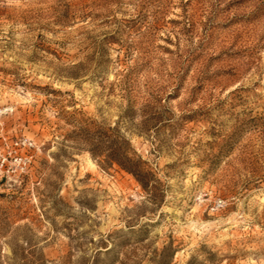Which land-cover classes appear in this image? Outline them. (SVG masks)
Wrapping results in <instances>:
<instances>
[{
	"label": "rangeland",
	"instance_id": "374dc122",
	"mask_svg": "<svg viewBox=\"0 0 264 264\" xmlns=\"http://www.w3.org/2000/svg\"><path fill=\"white\" fill-rule=\"evenodd\" d=\"M21 138L0 264H264V0H0Z\"/></svg>",
	"mask_w": 264,
	"mask_h": 264
},
{
	"label": "built area",
	"instance_id": "2783aa9c",
	"mask_svg": "<svg viewBox=\"0 0 264 264\" xmlns=\"http://www.w3.org/2000/svg\"><path fill=\"white\" fill-rule=\"evenodd\" d=\"M32 145L27 138L16 139L10 144L4 142L0 145V178H4L11 184L28 174L32 155L26 152L25 148Z\"/></svg>",
	"mask_w": 264,
	"mask_h": 264
}]
</instances>
